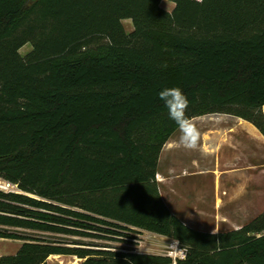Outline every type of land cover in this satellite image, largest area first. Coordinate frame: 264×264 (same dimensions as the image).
I'll return each instance as SVG.
<instances>
[{
  "label": "trees",
  "instance_id": "trees-1",
  "mask_svg": "<svg viewBox=\"0 0 264 264\" xmlns=\"http://www.w3.org/2000/svg\"><path fill=\"white\" fill-rule=\"evenodd\" d=\"M0 0V226L99 239L146 231L178 240L177 264H264V212L206 233L164 203L160 154L186 115H229L264 136V0ZM124 20H131L127 33ZM30 44L23 56L20 50ZM0 264H172L165 255L22 237Z\"/></svg>",
  "mask_w": 264,
  "mask_h": 264
},
{
  "label": "crops",
  "instance_id": "crops-1",
  "mask_svg": "<svg viewBox=\"0 0 264 264\" xmlns=\"http://www.w3.org/2000/svg\"><path fill=\"white\" fill-rule=\"evenodd\" d=\"M215 115L226 125L209 129L202 143L205 154L215 156L216 199L212 205L209 202L210 209L206 208L207 199L200 187L211 171L199 166L192 170L180 168L169 157L168 152L176 148L170 139L160 154L156 178L169 210L185 225L212 234L238 230L264 212V205H257L264 201V136L243 119ZM231 117L237 122H227ZM229 225L232 228L226 230Z\"/></svg>",
  "mask_w": 264,
  "mask_h": 264
},
{
  "label": "rangeland",
  "instance_id": "rangeland-1",
  "mask_svg": "<svg viewBox=\"0 0 264 264\" xmlns=\"http://www.w3.org/2000/svg\"><path fill=\"white\" fill-rule=\"evenodd\" d=\"M174 4L170 1L163 0L161 2V7L168 12H171L174 9ZM124 29L127 33L133 31V24L131 20H124L123 22ZM32 50V46L30 44L24 46L20 53L25 56ZM217 118V119H214ZM236 118H230L227 122L235 123ZM197 124L201 132V138L199 142V146L195 150L185 149L183 147H176L169 151L170 159L176 160L177 164L180 165V168L184 167L187 170H192L197 166L204 168V170H210L209 176H204V183L201 184L200 189L205 193L207 199V210L210 209L209 202L214 204L216 199L215 194V178L213 174L214 166H215V156L205 154L202 143L204 141V134L209 130L213 129L212 127H218L224 125L225 123L221 121L219 116L216 115H207L194 120ZM232 123H228V125H233ZM226 125V124H225ZM227 130V128H225ZM179 132L178 130L172 135L170 140L173 142L178 139ZM168 151V150H167ZM166 151V153H167ZM165 152V151H164ZM264 199V195L262 196ZM257 205H264L263 203H257ZM252 212V211H251ZM255 212L253 211L252 214ZM228 215V214H227ZM232 227L229 225L226 230L231 229ZM0 230H7L8 232H14L22 237L33 238V239H41L47 240L49 242H61V243H75L80 242L84 244H94L102 247H109L112 250H122V251H133L137 253H146V254H161L165 255L167 248L166 244L170 242V240H162L157 237L155 234L140 231V233H133L130 238H88L81 236H73V235H62L57 233H48L42 232L38 230L31 229H22V228H9L0 226ZM22 241L10 240V239H0V256H8L14 255L20 246L22 245ZM83 260L74 257V256H51L47 260V264H82Z\"/></svg>",
  "mask_w": 264,
  "mask_h": 264
},
{
  "label": "clouds",
  "instance_id": "clouds-1",
  "mask_svg": "<svg viewBox=\"0 0 264 264\" xmlns=\"http://www.w3.org/2000/svg\"><path fill=\"white\" fill-rule=\"evenodd\" d=\"M158 96L163 101L169 118L175 122L179 132L178 139L173 141V145L189 150L197 149L201 132L196 122L186 115L190 103L188 97L179 87L165 88L158 93ZM166 248V254L172 259L173 264L186 259V249L184 246H180L178 240L173 239L171 243L166 244Z\"/></svg>",
  "mask_w": 264,
  "mask_h": 264
},
{
  "label": "built area",
  "instance_id": "built-area-1",
  "mask_svg": "<svg viewBox=\"0 0 264 264\" xmlns=\"http://www.w3.org/2000/svg\"><path fill=\"white\" fill-rule=\"evenodd\" d=\"M0 192L24 195V192L19 188V186L17 184L9 182V181L3 179L2 177H0ZM172 240L173 239H171L169 243H171ZM180 246H181V244H180ZM187 252H188V250L186 249V255H187ZM165 256H167V254H165ZM172 264H173V261H172Z\"/></svg>",
  "mask_w": 264,
  "mask_h": 264
}]
</instances>
